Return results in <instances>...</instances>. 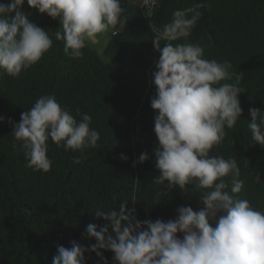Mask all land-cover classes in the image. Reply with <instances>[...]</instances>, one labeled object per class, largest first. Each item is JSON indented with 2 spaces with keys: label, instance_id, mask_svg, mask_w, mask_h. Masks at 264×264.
Instances as JSON below:
<instances>
[{
  "label": "trees",
  "instance_id": "16d2710c",
  "mask_svg": "<svg viewBox=\"0 0 264 264\" xmlns=\"http://www.w3.org/2000/svg\"><path fill=\"white\" fill-rule=\"evenodd\" d=\"M194 3L203 5L202 17L188 42L204 46L206 59H227L244 74L242 116L210 155L238 160L244 181L238 195L264 211V147L252 141L248 129L249 110H264V0H159L151 19L142 10V0H121L125 12L123 23L114 29L118 34L109 35L102 53L87 42L83 56L75 59L65 55L63 41L55 38V32L62 31L60 19L44 14L36 25L52 38V48L19 78L0 70V116L5 117L0 122V264H52L57 245L70 248L76 241L90 247L96 241L88 237L87 225L108 223L95 212L119 211L125 201L138 219L153 222L174 220L181 206L194 211L202 207L201 190L191 185L188 193L178 187L164 189L169 195L159 205L153 203L162 187L153 183L160 172L154 154L159 145L157 113L151 107L160 53L150 25L162 28L174 10ZM43 95H55L77 120L84 113L91 115V127L100 133L98 146L83 154L49 140V172L26 167L21 142L14 140V126L8 122L19 123L21 113ZM144 152L151 159L134 167ZM76 156L82 157L81 163L73 162ZM257 174L260 184L255 182ZM101 251L113 264L114 253ZM85 256L87 264H104L95 253Z\"/></svg>",
  "mask_w": 264,
  "mask_h": 264
},
{
  "label": "clouds",
  "instance_id": "9594fccd",
  "mask_svg": "<svg viewBox=\"0 0 264 264\" xmlns=\"http://www.w3.org/2000/svg\"><path fill=\"white\" fill-rule=\"evenodd\" d=\"M24 3H0V70L14 78L36 65L53 46L48 33L21 10ZM27 3L41 14L60 19L62 31L57 30L55 38L63 41L65 55L73 59L82 57V49L98 34L123 23L125 12L121 0ZM158 6L159 0H142L147 17ZM202 8L194 3L174 10L171 21L162 28L150 25L152 43L160 53L158 70L153 73L156 93L151 107L157 113L154 132L159 145L154 154L160 172L153 183L162 187L155 192L153 203L159 205L169 195L164 189L178 187L188 193L191 185L201 190L198 199L202 207L194 211L191 206H181L177 217L167 222L141 221L126 201L119 211L98 209L95 215L108 223L87 225V235L96 243L88 248L76 241L70 248L57 245L52 264H87L88 251L108 264L101 250L114 253L116 264H264V211L238 195L244 188L238 160L210 155L225 140L226 129H233L241 118L240 95L245 90L241 87L244 74L235 71L231 61L206 59L204 46L188 42L202 17ZM249 111L251 139L264 147V110ZM77 115H81L79 109ZM4 120L0 116V122ZM8 122L14 126V140L21 142L26 167L38 172L52 168L49 140L81 154L96 148L100 140V133L91 127L92 116L84 113L77 120L55 95L40 96L21 113L19 123ZM81 158L76 156L73 162L79 164ZM121 159L127 157L121 154ZM149 159L144 152L133 166ZM255 182H262L261 174Z\"/></svg>",
  "mask_w": 264,
  "mask_h": 264
},
{
  "label": "rangeland",
  "instance_id": "374dc122",
  "mask_svg": "<svg viewBox=\"0 0 264 264\" xmlns=\"http://www.w3.org/2000/svg\"><path fill=\"white\" fill-rule=\"evenodd\" d=\"M8 3H10V0L7 1V4ZM21 10L28 16L29 20L35 24L44 17V14L39 13L37 9L30 7L27 3V0H25V3L22 6ZM12 15L14 16V13ZM113 32L114 29L110 27L108 31L98 34L95 40L91 41V43L94 45L95 48L98 49L100 53L104 51V48L106 47V44L108 43L109 40V35L112 34ZM113 264H116L114 260H113Z\"/></svg>",
  "mask_w": 264,
  "mask_h": 264
},
{
  "label": "built area",
  "instance_id": "2783aa9c",
  "mask_svg": "<svg viewBox=\"0 0 264 264\" xmlns=\"http://www.w3.org/2000/svg\"><path fill=\"white\" fill-rule=\"evenodd\" d=\"M155 9H156V8H155ZM155 9H154V10H155ZM142 10H143V12L145 13L146 9L142 8ZM154 10H153V12H154ZM153 12H152V15H153ZM149 18H152V16L149 17Z\"/></svg>",
  "mask_w": 264,
  "mask_h": 264
}]
</instances>
